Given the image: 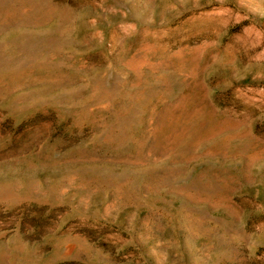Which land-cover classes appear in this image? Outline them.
<instances>
[{"label": "rangeland", "instance_id": "obj_1", "mask_svg": "<svg viewBox=\"0 0 264 264\" xmlns=\"http://www.w3.org/2000/svg\"><path fill=\"white\" fill-rule=\"evenodd\" d=\"M0 264H264V0H0Z\"/></svg>", "mask_w": 264, "mask_h": 264}]
</instances>
